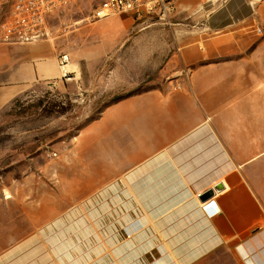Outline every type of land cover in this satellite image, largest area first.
Returning <instances> with one entry per match:
<instances>
[{"label": "crops", "instance_id": "0c3cea01", "mask_svg": "<svg viewBox=\"0 0 264 264\" xmlns=\"http://www.w3.org/2000/svg\"><path fill=\"white\" fill-rule=\"evenodd\" d=\"M146 26L153 32L125 39L142 60L127 61L125 74L115 66L110 80L116 91L147 88L105 106L63 164L73 191L63 204L94 210L88 218L67 213L61 223L71 229L61 234L101 236L102 200L85 195L136 176L143 206L157 205L161 237L176 250L186 241L188 260L227 248L240 264H264V0H176L168 20ZM5 44L17 47L0 55V110L59 74L55 44ZM217 184L218 211L209 217L197 195ZM14 236L26 240L0 247V264H79L65 254L75 241L41 245L36 230Z\"/></svg>", "mask_w": 264, "mask_h": 264}, {"label": "rangeland", "instance_id": "374dc122", "mask_svg": "<svg viewBox=\"0 0 264 264\" xmlns=\"http://www.w3.org/2000/svg\"><path fill=\"white\" fill-rule=\"evenodd\" d=\"M97 1L76 0L53 15L43 40L55 44L58 77L36 81L0 110V247L26 240L14 236L17 230H36L41 245L62 247L75 241L76 247L69 246L72 252L65 253L71 256L70 263L240 264L237 254L227 248L191 260L185 252L186 241L180 248L184 251L176 250L174 239L159 233V216H152L158 212L156 203L150 208L143 206L140 189L132 188L140 183L136 176L133 180L121 176L117 188L110 190L108 183L102 190L85 195L102 200L96 206L101 212V236H62V230L68 226L71 229L68 221L61 223L67 213L79 209L88 218L94 210L91 205L63 204L73 192L62 174L63 164H67L64 162L68 154L73 155L83 128L97 119L105 106L147 88L139 84L130 91H116L110 80L111 70L121 66L118 75L125 74L127 61L142 60L125 39L153 32L146 25L158 22L157 18L133 21L122 13L91 21L88 16ZM9 3L10 0H0V24ZM123 15L127 16L125 27L119 18ZM5 45L0 39V55L7 52L4 47H17ZM62 54L69 58L66 76L59 64ZM128 214L131 220L126 221ZM49 228L54 238L43 234Z\"/></svg>", "mask_w": 264, "mask_h": 264}, {"label": "built area", "instance_id": "2783aa9c", "mask_svg": "<svg viewBox=\"0 0 264 264\" xmlns=\"http://www.w3.org/2000/svg\"><path fill=\"white\" fill-rule=\"evenodd\" d=\"M76 0H10L7 14L0 24V39L8 44H24L43 40L47 35L49 20L62 8ZM176 0H98L91 21L127 13L134 19L157 18L166 21L175 10ZM67 54L59 57V64L66 76ZM200 194L197 195V198ZM200 209L209 217L217 213L214 198L204 202L198 199ZM264 230V224L261 227Z\"/></svg>", "mask_w": 264, "mask_h": 264}, {"label": "water", "instance_id": "95a60500", "mask_svg": "<svg viewBox=\"0 0 264 264\" xmlns=\"http://www.w3.org/2000/svg\"><path fill=\"white\" fill-rule=\"evenodd\" d=\"M222 188H223V186L221 184H217L213 188L208 189L205 192L201 193L198 198L201 202H204V201L210 199L214 195L215 191H219Z\"/></svg>", "mask_w": 264, "mask_h": 264}]
</instances>
